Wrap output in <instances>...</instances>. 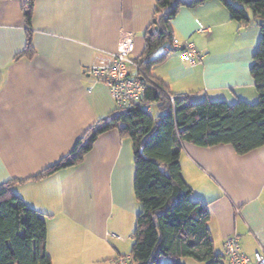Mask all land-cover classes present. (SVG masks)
<instances>
[{
	"label": "crops",
	"instance_id": "1",
	"mask_svg": "<svg viewBox=\"0 0 264 264\" xmlns=\"http://www.w3.org/2000/svg\"><path fill=\"white\" fill-rule=\"evenodd\" d=\"M26 4L0 0V185L24 181L14 190L46 216L52 264H112L124 256L122 245L141 211L133 145L121 135L123 125L100 135L81 164L30 179L117 109L89 68L98 53L116 51L124 36L135 41L134 57L142 55L156 0H36L30 28ZM172 27L179 46L192 43L200 54L190 65L175 49L152 68L172 94H188L192 102H257L251 67L259 26L233 20L218 0H186ZM28 37L34 53L17 58ZM181 167L191 198L208 206L215 252L225 255L233 236L250 258L264 251V146L238 155L230 145L186 143Z\"/></svg>",
	"mask_w": 264,
	"mask_h": 264
},
{
	"label": "trees",
	"instance_id": "2",
	"mask_svg": "<svg viewBox=\"0 0 264 264\" xmlns=\"http://www.w3.org/2000/svg\"><path fill=\"white\" fill-rule=\"evenodd\" d=\"M35 1L27 0L23 9L28 28ZM191 1L194 5H203L210 0ZM218 1L226 6L233 20L245 26L255 24L261 29L251 67L259 94L257 102L208 99L192 102L190 95L172 94L152 75V68L175 51L171 49L158 55L176 40L172 21L186 4V0H156L150 27L156 30L147 32L145 49L136 58L149 77L143 103L125 110L116 109L89 129L68 155L30 179L40 180L81 164L100 135L123 125L121 135L133 145V188L141 204L132 236L133 264H158L163 259L169 260L167 264H184L183 258L226 264V256L215 252L208 206L191 198L193 189L183 178L181 155L186 143L201 148L230 145L238 155L264 146V0ZM249 12L253 14V21ZM33 53L28 37L25 50L17 58L31 57ZM18 182L24 181L0 185V264H52L46 249V216L28 206L15 192Z\"/></svg>",
	"mask_w": 264,
	"mask_h": 264
},
{
	"label": "built area",
	"instance_id": "3",
	"mask_svg": "<svg viewBox=\"0 0 264 264\" xmlns=\"http://www.w3.org/2000/svg\"><path fill=\"white\" fill-rule=\"evenodd\" d=\"M200 31H208L201 26ZM178 49L182 58L190 65H196L200 59L199 52L194 45L185 42L179 46L175 40L165 52ZM135 41L131 36H124L114 52L98 53L89 68L90 75L98 82L107 86L117 109H128L140 105L145 99L149 77L141 70L134 57ZM141 74V77H138ZM174 101V97H170ZM120 238V237H119ZM225 256L228 264H264V251H258L253 258L245 255L237 236L230 237L224 244ZM112 264H133L132 257L121 256L113 260Z\"/></svg>",
	"mask_w": 264,
	"mask_h": 264
},
{
	"label": "rangeland",
	"instance_id": "4",
	"mask_svg": "<svg viewBox=\"0 0 264 264\" xmlns=\"http://www.w3.org/2000/svg\"><path fill=\"white\" fill-rule=\"evenodd\" d=\"M250 13V12H249ZM252 21H253V18H252ZM253 25H255V24H253ZM260 29V28H259ZM260 32H261V29H260ZM260 42V41H259ZM161 54L162 53V50H160L159 52H158V54ZM158 113V111L155 109V111H154V114H157ZM127 238L128 239H126L127 240V242H124V244L122 245V253L124 254V256H129V257H132L131 256V250H132V244H133V242L131 241L132 240V238L130 237V236H127ZM182 262L184 263V264H206V263H204V262H198V261H196V260H193V259H191V258H183L182 259ZM99 264H104V263H107V262H98ZM167 263H169V260L168 259H163L162 261H160L158 264H167ZM224 263H226V260H224Z\"/></svg>",
	"mask_w": 264,
	"mask_h": 264
},
{
	"label": "water",
	"instance_id": "5",
	"mask_svg": "<svg viewBox=\"0 0 264 264\" xmlns=\"http://www.w3.org/2000/svg\"><path fill=\"white\" fill-rule=\"evenodd\" d=\"M154 30H156V28H154V29H150V31H149V32H150V33H152Z\"/></svg>",
	"mask_w": 264,
	"mask_h": 264
}]
</instances>
